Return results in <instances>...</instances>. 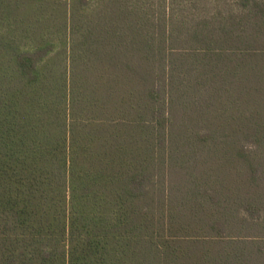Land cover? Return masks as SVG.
<instances>
[{"label":"trees","instance_id":"16d2710c","mask_svg":"<svg viewBox=\"0 0 264 264\" xmlns=\"http://www.w3.org/2000/svg\"><path fill=\"white\" fill-rule=\"evenodd\" d=\"M29 1L70 61L0 0V264H264V0Z\"/></svg>","mask_w":264,"mask_h":264},{"label":"rangeland","instance_id":"374dc122","mask_svg":"<svg viewBox=\"0 0 264 264\" xmlns=\"http://www.w3.org/2000/svg\"><path fill=\"white\" fill-rule=\"evenodd\" d=\"M15 2L18 5L17 9L14 8L12 23L17 29L18 35L25 40V47L34 49L33 45L38 43L39 35H43L46 41L52 42L55 46L54 52L49 57L57 58L63 64L68 65L69 55L66 53L58 55V52L68 50L70 44L68 31L64 25L68 21V12H66L68 6H65L61 11L45 8V11L41 13V11L39 12L41 6L37 3L29 0H15ZM59 30L62 31L61 34L58 32ZM66 41L68 45H66Z\"/></svg>","mask_w":264,"mask_h":264}]
</instances>
